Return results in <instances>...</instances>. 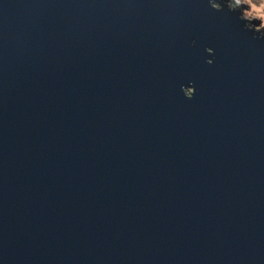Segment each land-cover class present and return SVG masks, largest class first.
<instances>
[{
  "label": "water",
  "instance_id": "water-1",
  "mask_svg": "<svg viewBox=\"0 0 264 264\" xmlns=\"http://www.w3.org/2000/svg\"><path fill=\"white\" fill-rule=\"evenodd\" d=\"M239 15L0 0V264H264V40Z\"/></svg>",
  "mask_w": 264,
  "mask_h": 264
},
{
  "label": "clouds",
  "instance_id": "clouds-1",
  "mask_svg": "<svg viewBox=\"0 0 264 264\" xmlns=\"http://www.w3.org/2000/svg\"><path fill=\"white\" fill-rule=\"evenodd\" d=\"M209 6L216 12H222L224 8L229 12H239L238 20L244 24L245 31L253 33L252 39L264 40V0H209ZM207 63L212 65L213 60H208ZM194 94L188 92V98L191 100Z\"/></svg>",
  "mask_w": 264,
  "mask_h": 264
},
{
  "label": "rangeland",
  "instance_id": "rangeland-1",
  "mask_svg": "<svg viewBox=\"0 0 264 264\" xmlns=\"http://www.w3.org/2000/svg\"><path fill=\"white\" fill-rule=\"evenodd\" d=\"M256 26L259 27V24H257Z\"/></svg>",
  "mask_w": 264,
  "mask_h": 264
}]
</instances>
